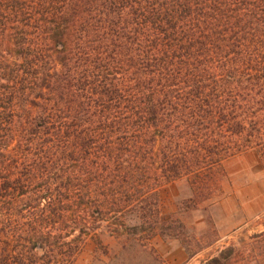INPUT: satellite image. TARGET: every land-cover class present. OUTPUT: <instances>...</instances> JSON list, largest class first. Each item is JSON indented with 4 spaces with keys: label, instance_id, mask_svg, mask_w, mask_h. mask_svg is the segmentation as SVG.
I'll list each match as a JSON object with an SVG mask.
<instances>
[{
    "label": "trees",
    "instance_id": "16d2710c",
    "mask_svg": "<svg viewBox=\"0 0 264 264\" xmlns=\"http://www.w3.org/2000/svg\"><path fill=\"white\" fill-rule=\"evenodd\" d=\"M248 151L264 171V0H0V264L158 261L161 187L217 200ZM249 238L199 264H264Z\"/></svg>",
    "mask_w": 264,
    "mask_h": 264
},
{
    "label": "rangeland",
    "instance_id": "374dc122",
    "mask_svg": "<svg viewBox=\"0 0 264 264\" xmlns=\"http://www.w3.org/2000/svg\"><path fill=\"white\" fill-rule=\"evenodd\" d=\"M225 170L223 195L195 206L189 200L191 189L185 178L163 185L159 191L161 212L169 219H178L182 227L176 226V236L152 239L158 261L139 252L128 258L130 264H199L227 245L240 247L251 241L249 236L264 228V171L253 151L227 161ZM178 222L175 220L176 225ZM102 240L111 252L120 246L107 233L102 234ZM94 247V240L88 239L76 264H99Z\"/></svg>",
    "mask_w": 264,
    "mask_h": 264
}]
</instances>
